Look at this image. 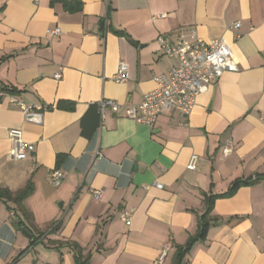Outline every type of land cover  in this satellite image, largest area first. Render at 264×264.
<instances>
[{
	"label": "crops",
	"instance_id": "0c3cea01",
	"mask_svg": "<svg viewBox=\"0 0 264 264\" xmlns=\"http://www.w3.org/2000/svg\"><path fill=\"white\" fill-rule=\"evenodd\" d=\"M54 28L62 32L51 37ZM192 31L223 38L238 70L199 94L187 115L166 111L153 125L129 118L126 106L178 64L158 38ZM120 62L124 83L113 79ZM102 99L122 107L101 114ZM263 113L264 0H0V189L12 196L0 199V264L19 256L15 264H75L67 242L90 264H264V179L217 198L207 237L177 258L198 231L206 195L264 174ZM11 129L34 145L22 160L10 156ZM228 141L234 149L224 156ZM29 181L34 192L20 206L14 199ZM53 223L58 230L31 247V231Z\"/></svg>",
	"mask_w": 264,
	"mask_h": 264
},
{
	"label": "built area",
	"instance_id": "2783aa9c",
	"mask_svg": "<svg viewBox=\"0 0 264 264\" xmlns=\"http://www.w3.org/2000/svg\"><path fill=\"white\" fill-rule=\"evenodd\" d=\"M240 26L241 22L238 21L233 25V28L237 29ZM61 32L60 28H54L50 29L48 34L51 37H56ZM158 41L164 54L177 59L178 64L168 73L154 76L155 88L147 92L139 104L126 106L127 116L137 122L153 125L160 115L174 109L182 114H189L193 110L199 94L207 91L225 72L238 70L232 50L223 38L205 41L198 36L196 31H192L189 35L181 34L175 42H169L164 37H159ZM61 76V72L55 75L56 78ZM113 79L122 83L128 81V67L124 62H120L118 72ZM98 107L100 113L103 114L107 108L119 110L122 105L113 99H102L98 103ZM22 108L27 114L34 109L32 106H22ZM36 109H47V107L38 106ZM262 119H264V113ZM8 137L11 141L10 156L13 160H22L29 152L34 151V145L24 141L22 130L11 129ZM233 149L232 142L228 141L222 148V154L226 156ZM198 160V155H192L187 168L196 169ZM51 179L54 185H61L62 171L54 169ZM156 186L163 187L159 183ZM93 196L95 199H99L101 191L94 190ZM131 215L130 210H124L120 217L129 223ZM168 249L169 245L162 250L159 262L165 259Z\"/></svg>",
	"mask_w": 264,
	"mask_h": 264
},
{
	"label": "trees",
	"instance_id": "16d2710c",
	"mask_svg": "<svg viewBox=\"0 0 264 264\" xmlns=\"http://www.w3.org/2000/svg\"><path fill=\"white\" fill-rule=\"evenodd\" d=\"M263 179H264V174H257L255 177H251V178H240V179H237V180L232 182V184H231V186H230V188L228 189L227 192L222 193V194L211 193L210 195H206L205 198H204L205 210L203 211V213L199 217L198 231H197V233L194 236H192L190 238V240L188 241V243L185 246L180 247L178 249L177 258L179 259V261L183 260V258L191 250V248L193 247V245L197 241L203 240V239H205L207 237L208 229H209V226L211 224L210 213H211V211L213 209L214 202H215V200L217 198L222 197V196H231L240 187H242L244 185L254 184V183H256V182H258L260 180H263ZM33 192H34V184L31 181H29L28 184L23 189L18 191V193L16 194V197H15L14 200L16 202H18L20 206H22L23 200L26 197H28L29 195H31ZM4 195L8 196V197H12L11 194L9 192H7L6 190L0 189V199L2 197H4ZM25 214H27L28 216L30 215L29 212H26ZM21 224H25L24 221H21ZM59 226H60V223H53L48 228L47 231L38 232V233H34L33 231H31L29 229L31 231V243H30V246L31 247L35 246L39 241L42 240V238L48 232H53V231L58 230ZM67 243H68L67 245H69L70 249L73 251L75 264H90V261H91V255L90 254H88V255L84 254L83 251H82V248L76 243H71V242H67ZM19 257H17L11 264H15L19 260Z\"/></svg>",
	"mask_w": 264,
	"mask_h": 264
},
{
	"label": "water",
	"instance_id": "95a60500",
	"mask_svg": "<svg viewBox=\"0 0 264 264\" xmlns=\"http://www.w3.org/2000/svg\"><path fill=\"white\" fill-rule=\"evenodd\" d=\"M42 118H43V115L40 113H29V114H27L28 120L35 121L38 123L42 122ZM177 264H180V262H178Z\"/></svg>",
	"mask_w": 264,
	"mask_h": 264
}]
</instances>
